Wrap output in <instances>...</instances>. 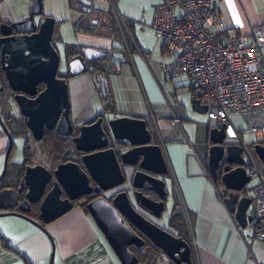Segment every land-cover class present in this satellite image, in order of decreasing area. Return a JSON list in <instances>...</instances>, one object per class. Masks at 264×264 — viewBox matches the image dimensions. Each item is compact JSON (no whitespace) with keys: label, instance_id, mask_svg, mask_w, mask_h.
<instances>
[{"label":"crops","instance_id":"obj_1","mask_svg":"<svg viewBox=\"0 0 264 264\" xmlns=\"http://www.w3.org/2000/svg\"><path fill=\"white\" fill-rule=\"evenodd\" d=\"M2 1L0 0V4ZM159 1L113 0L111 2L113 12L109 9L97 10L102 13L101 20L107 18V21L111 20L112 23H109L111 33H106L107 30L101 28L100 30L104 32L95 34V29L92 28V31H89L92 34H84L77 43H64L63 68H66V61L83 45L123 49L126 61L121 62L118 68L110 62H100L106 68L104 72L115 109L111 116L146 119L151 142L160 145L166 162L168 173L165 175V181L166 189L169 191V207L175 197L177 206L181 209L180 215L172 217V220L184 221L181 232L188 240L192 263L264 264V241H249L248 230L242 228L236 221L233 212L229 211L224 201L226 192L230 189L221 180L213 179L207 166L208 149L212 144L209 130L217 121H209L208 117L206 122L196 120L195 112H205L194 108V95L187 76L177 75L168 78L161 69L160 62L166 60L168 55L163 50L161 40L154 36L153 29L149 26L154 6ZM219 8L224 24L233 26L240 33H248L252 26H264V0H224ZM81 9L82 2L79 7V18L86 13ZM141 17L150 31L141 29L139 36L133 33L129 23L134 22L135 26H142L144 24L139 22ZM101 20L97 21L95 14L91 24L95 25L97 22L103 27ZM125 23L129 29L126 28ZM118 27L124 35L118 34ZM56 30L55 25L52 41L58 48L59 36L55 34ZM139 48L150 53V56L144 57L138 51ZM71 76L67 79L70 109L74 123H79L93 115L92 106L100 101L90 72L84 71ZM8 108L0 104L1 117L9 128L12 138L14 134L20 136L22 144L17 147L15 142L13 148L14 142L12 143L7 169L14 172L16 167L18 169L21 167L19 171L21 174L24 165L34 161L42 162L49 167L47 159L36 160L39 154L33 156L29 148L31 142L23 137V133L14 132L16 126L8 120L7 116L11 114V109ZM83 115L90 116L85 118ZM173 116L179 119L178 127L170 124ZM192 122L196 125L194 126ZM229 124L239 132L242 141L245 134H250L242 132L241 129L246 126V119L240 114H231ZM229 130L227 126L226 135L230 133ZM251 142L264 144V129L263 139L260 141L253 139ZM8 144L9 137L0 122V173ZM243 145L257 167L264 173L263 163L256 161L258 156L254 149L251 150L244 141ZM17 154L18 158H16ZM126 168L129 174L131 167L122 166V171ZM131 171L127 178L128 182ZM247 183L242 187L240 195H250L249 192L247 193ZM125 185L127 184L123 183L119 186ZM0 187L2 188V185ZM117 187L111 191L114 192ZM132 202L135 203L134 200ZM10 210L21 211L17 208L0 206V264H49L52 251V264H123L94 218L85 206L79 203H75L71 209L44 224L43 228L25 216L8 213ZM37 212L25 213L35 221H39ZM167 213L169 214L170 210ZM147 215L156 221H153L154 223H158L157 225L174 235L180 234L171 224L169 225L174 231L165 227L154 215L150 213ZM151 244L156 254L163 253L158 246ZM132 245L134 244L129 248L138 256V264H146L144 249L137 250L135 249L137 247L134 245L135 248H132ZM169 262L176 264L171 260Z\"/></svg>","mask_w":264,"mask_h":264},{"label":"water","instance_id":"obj_2","mask_svg":"<svg viewBox=\"0 0 264 264\" xmlns=\"http://www.w3.org/2000/svg\"><path fill=\"white\" fill-rule=\"evenodd\" d=\"M81 2V10L89 12L91 1ZM54 27V18L43 14V0H31L28 14L21 19L10 20L0 15V69L3 73L0 75V95L6 87L9 88L12 92L10 100L16 104L19 114L25 117V126L35 141L42 139L44 127L55 128L65 138L72 133L68 81L58 75L60 56L52 41ZM101 61L110 62L118 68L121 62L126 61L125 51L83 45L80 52L66 61V68L69 76L90 72L102 105L113 110L105 73L96 72L93 66ZM40 85L43 86L41 89ZM6 102L8 104L7 99ZM9 106L12 108L10 103ZM193 106L197 111H206V105L197 97H193ZM0 122L9 137L0 173L1 185L13 138L1 113ZM106 126L112 142L103 127L102 117H99L81 124L79 132L70 138L76 158L56 161L58 155L55 154L52 167L38 161L26 163L18 177V186L15 187L17 181L14 185L0 187V206L21 210H10L8 213L25 216L43 228L44 224L71 209L74 199L123 184L126 176L122 166H130L129 182L134 188L132 197L135 204L143 211L160 217L169 193L165 182L168 169L160 145L151 142L146 119L111 116L106 117ZM226 128L222 120H217L210 128L212 144L208 149L207 166L212 178L217 179L218 166L225 161L219 179L230 191L224 201L236 221L244 227L255 211L251 197L240 195L242 187L249 181V175L245 168L243 146L226 141ZM119 139L125 140L127 146L113 143V140ZM252 147L264 166V144L256 142ZM138 188L154 193L159 199ZM113 194L110 200L100 194L85 208L123 264L139 263L138 256L129 246L141 247L145 241L135 229L166 255L167 261L159 264H170L169 260L176 264H193L190 246L182 236L174 235L137 210L126 189L120 188ZM36 203L39 221L25 213L31 204ZM52 261L53 251L49 264Z\"/></svg>","mask_w":264,"mask_h":264},{"label":"built area","instance_id":"obj_3","mask_svg":"<svg viewBox=\"0 0 264 264\" xmlns=\"http://www.w3.org/2000/svg\"><path fill=\"white\" fill-rule=\"evenodd\" d=\"M223 1L160 0L149 26L168 55L160 62L164 75H186L194 97L206 105L209 121H224L230 129L226 141L243 146L255 211L242 228L248 230L249 241H264V173L244 148L239 132L229 124L231 114H240L246 119L242 132L253 133L255 141L263 139L264 26L240 33L224 24L219 8ZM143 20L141 17L139 22L147 24ZM138 51L150 56L145 50ZM170 124L178 127L179 119L173 116ZM166 259L161 253L159 263Z\"/></svg>","mask_w":264,"mask_h":264},{"label":"rangeland","instance_id":"obj_4","mask_svg":"<svg viewBox=\"0 0 264 264\" xmlns=\"http://www.w3.org/2000/svg\"><path fill=\"white\" fill-rule=\"evenodd\" d=\"M80 2L81 0H43V14L51 15L55 19V25H56V32L55 34L59 36V41H58V50H59V56H60V67L63 68V62H64V52H63V44L64 43H77L79 41L80 37L83 36L84 34H92L89 32L92 28L95 30V34H101L104 31H101V28H105L107 30L106 33H111V28L110 24L108 23L107 20H101V14L97 10H106L109 9L110 12H113V7L112 3L110 0H92L91 1V7L92 9L89 12H86L85 14L82 15V17L79 18V7H80ZM30 0H3L0 4V15H5L4 17L9 18L10 20H17L20 18L22 15L27 14L28 8H29ZM96 14V19L98 21L101 20L103 27L99 25V23H95V25L91 24V20L94 19ZM106 15H109L106 13ZM100 22V21H99ZM130 24V29L133 30V33L139 34L142 30L150 31L147 25H142V26H135L134 22L129 23ZM141 25V24H140ZM100 27V28H99ZM99 28V29H98ZM98 29V30H97ZM92 31V30H91ZM118 34L119 35H124V32L117 28ZM126 31V30H125ZM147 32V34H148ZM128 35V34H127ZM129 37V35H128ZM86 40L89 41V39L86 38ZM78 46V45H77ZM75 45V47H77ZM0 104L6 105V102L3 100V98L0 96ZM12 110H10L11 115L13 117L17 116V106L13 101H10ZM100 102L95 103L93 105V110L92 113L100 107ZM195 115L197 116L196 120H202L204 122L207 121V115L206 113H197L195 112ZM84 116V115H83ZM88 116H84L89 117ZM79 119V118H78ZM77 119V120H78ZM192 124L195 126L196 124L192 122ZM18 129V127H16ZM23 134L26 135L27 141L30 143L31 146H29L31 153H33V156L35 154H39V158H36V160H44V158H49V151L51 150V147L49 146L48 142L46 140H37L35 141L32 136L30 131L27 128L23 129ZM14 143H13V148L15 147V142L16 146L20 147L22 144V139L20 136L14 134ZM254 139L253 133L250 134H245L243 136V141L247 144V146L252 150V145L254 142H251ZM69 145V143H67ZM18 154L16 158H18ZM35 158V157H34ZM260 159L256 157V161L258 162ZM261 162V161H260ZM262 163V162H261ZM252 184V181H249L247 183V186L249 187ZM247 193L249 192V189H247ZM163 225L170 230L174 229L167 223L166 219L162 221ZM159 257L160 253L154 254L153 255V260L154 262L152 264H159Z\"/></svg>","mask_w":264,"mask_h":264},{"label":"flooded vegetation","instance_id":"obj_5","mask_svg":"<svg viewBox=\"0 0 264 264\" xmlns=\"http://www.w3.org/2000/svg\"><path fill=\"white\" fill-rule=\"evenodd\" d=\"M107 20H108V18H107ZM108 23L111 24L112 23L111 20L108 21ZM81 47L82 46H80L79 49H77V51H75V53L80 52L81 51ZM87 63H89V62H87ZM93 66H94V68H96V70H95L96 72L105 73L104 71L106 70V68H105V66L103 64L96 63V65L93 64ZM58 75L61 76V77H66L67 79H70L72 77V76H69L68 75L67 68H65V67L64 68H61L60 66H59V70H58ZM42 87L43 86L40 85L39 86V89H41ZM108 91H109V89H108ZM96 93H97V91H96ZM11 95H12V92L7 87L2 91V93L0 95L5 102H6V99L8 100V104L6 102V105L7 106H9V103L11 101L10 100ZM98 98H99V101H100V104H101L100 107L94 112V114L90 118H88V119H86L84 121H81L79 123H74L72 109H70L69 114H70L71 123H72V133H71V135L68 138H65V137L61 136L59 133H57L56 130H55V128L49 129V128L44 127L42 140H46L48 142L49 146L51 147V150L48 152L49 153V156H51V157L46 158L49 161V165H48L49 167H52L53 166V161H54V157L53 156L55 154L58 155V159H62L61 161H65L68 158H70V159L76 158V156H75L76 155V151H74V145H73V143H72V141H71L70 138L73 135H76L79 132V127L83 123H90V122L96 120L97 118L102 117L103 127H104L105 131H107V133H108V135L110 137L109 138L110 139V142H112V138H111V135L109 133V129L106 126V117H110L112 115V113H114L115 109L110 110V108H108V107L105 108L104 105H102L101 99H100L99 96H98ZM69 101H70V93H69ZM9 108H10V106H9ZM10 109L12 110V108H10ZM17 111H18V108H17ZM13 119H14V121H11V124L14 125V126H16V127H18L19 130L23 131V129L26 128V126H25V117H23L22 115H20L19 112H17V116L16 117H13ZM22 135L27 140L26 135H24V134H22ZM57 138H59L60 140H62V145L63 146H62L61 150H55V144H56V141H57L56 139ZM67 143H69V145H67ZM113 143L114 144H117V145H119V143H120V145H122V147L127 146V143H126L125 140H120V139L119 140H113ZM66 149L69 150L68 153L65 152ZM224 164H225V161L224 162L222 161V163L220 162V164L218 166V176H217V179L216 180H219L220 181V179H219L220 177L219 176L222 174V168H223ZM126 170H127V168L123 171V173L126 176V181L124 183H126L127 185H125L123 187H120V186L117 187L116 189H114V192H112L111 190H108V191H104L103 192L101 190L98 193H91V194H88V195L80 196V197H78V198H76V199L73 200L74 204L75 203H79V204L82 203L83 206H85L89 201L93 200L95 197L99 196L100 194H103L108 200H110V199H112V196L114 195L113 193H116L117 190L120 189V188L126 189L129 192V194H130L131 201H133L132 200L133 199L132 193H133L134 188H132L130 186V183L127 180L128 175L130 174L131 168L129 170V174H127L128 172ZM91 183L94 184L93 181H91ZM128 183H129V185H128ZM18 184H19V181H18L17 185H15V187L18 186ZM138 190H142L144 193L148 194L149 196L154 197L156 199H159L154 193H151V192L145 190L144 188H142V189H139L138 188ZM62 196H65L64 193H62ZM168 199H169V193H168V196H167L166 201H165V209L161 212L160 217H157V219L158 220H161V221H163V220L166 219L167 223L170 224L173 221L172 220V217H176V216H179L180 215L181 209L177 206L175 197H174V200L172 199V205L170 207H169V200ZM133 205H134V207L137 210L141 211L142 213H144V215H146L148 218H150L152 221H154V219L151 216H148L147 215V212H144L141 208L138 207L137 204L134 203ZM37 206H38V203L31 204L29 206L28 210L26 211L27 214L28 213H31L33 211L34 212H37L38 210L35 211L36 208H37ZM168 210H170V213L169 214L167 213ZM154 222H156V221H154ZM136 232H137L138 235H140L144 239L145 242H144V245H142L141 247L135 248V246L132 245V248H135L137 250L144 249L145 257H146V262H149L151 260L152 256L154 255V252H155L154 246L149 242V240L147 239V237H145L141 232H139L138 230H136Z\"/></svg>","mask_w":264,"mask_h":264},{"label":"trees","instance_id":"obj_6","mask_svg":"<svg viewBox=\"0 0 264 264\" xmlns=\"http://www.w3.org/2000/svg\"><path fill=\"white\" fill-rule=\"evenodd\" d=\"M0 75H3L2 70L0 69ZM8 120L10 121H14L13 116L12 115H8ZM14 132L16 134H22L23 132L19 129H15ZM56 144H55V150H61L62 148V140H60L59 138L56 139ZM25 149V147H24ZM25 153L27 154V151H25ZM22 168L20 167L19 169L16 167V170H14V172H11V170L7 169L6 174L4 175L2 181H1V185H5V186H9V185H14L16 184L18 177L20 175L19 171ZM174 228H177V230L179 231V235H181L186 241L187 238L184 236V234H182V230L184 227V221L182 219L177 220V221H172L170 223ZM156 252H154L155 254ZM153 258V256H152ZM151 258V260L149 262H146L147 264H152L154 262V260Z\"/></svg>","mask_w":264,"mask_h":264}]
</instances>
